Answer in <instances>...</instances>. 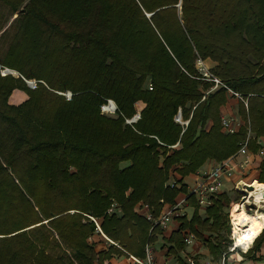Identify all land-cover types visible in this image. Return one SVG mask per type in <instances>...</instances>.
<instances>
[{"label": "trees", "instance_id": "trees-1", "mask_svg": "<svg viewBox=\"0 0 264 264\" xmlns=\"http://www.w3.org/2000/svg\"><path fill=\"white\" fill-rule=\"evenodd\" d=\"M26 2L0 0L18 14L0 64L37 82L30 89L0 75V264L144 258L161 237L181 260L187 233L222 256V241L212 239L229 227L230 199L216 196L203 216L185 179L245 142L254 155L263 147L264 0ZM198 59L217 64L224 86L209 92ZM16 90L28 96L18 106L10 104ZM229 90L241 96L236 133L222 126L221 110L235 98ZM68 91L70 100L59 94ZM107 100L116 115H102ZM138 102L146 106L133 128L125 118ZM179 111L186 126L175 121ZM257 180L264 197V160ZM181 194L193 213L166 238L140 210L156 219ZM95 238L108 249L98 252ZM263 243L264 229L247 252L233 253L259 264Z\"/></svg>", "mask_w": 264, "mask_h": 264}, {"label": "built area", "instance_id": "built-area-1", "mask_svg": "<svg viewBox=\"0 0 264 264\" xmlns=\"http://www.w3.org/2000/svg\"><path fill=\"white\" fill-rule=\"evenodd\" d=\"M197 67H198V72L201 75V79L203 81H208L211 82L214 85L213 89H218L220 86H224L223 82L221 81L220 78L212 74L208 68H206L205 63L202 60H199L197 62ZM3 70L0 71L1 76H8L12 74V71L1 67ZM21 76V75H20ZM22 78L30 88L35 89L37 87V82L36 81H29L25 79L23 76ZM153 88L150 86V90ZM229 92L237 97L238 99H241L240 94L234 93L233 91L229 90ZM65 97L70 100L71 96L66 95ZM247 107V104H245ZM101 112L103 115L111 116V115H116L118 111L117 105L113 101H107V104L103 105L101 108ZM180 115L176 116V122L180 123L182 125H187V122L183 121L182 118V113L179 111ZM141 119V110L137 109L135 115L131 119H126V124L127 125H134L136 124L139 120ZM244 125L243 122L239 120H229L226 118H222V126H223V131L225 133H236L239 131V129ZM258 144L262 145L261 151L257 154L262 157H264V144L263 141H258ZM254 154L249 151L248 148V142H245L241 145L240 150L238 153L231 158L220 162V163H215V165L212 168L206 169V170H199L196 174L195 181L189 186L188 190L189 193L194 195L198 204L201 207H209L212 205L213 199L220 194L226 187L227 182L231 181V179L234 177V174L237 173V171L241 170L246 172L248 168L252 164V160H250V156H253ZM242 158V159H241ZM242 182V181H241ZM239 183V185L241 184ZM238 185V186H239ZM170 186L172 188L178 187V184L176 181H170ZM248 184L243 183L242 184V189L244 190L247 188ZM240 190V192H242ZM243 193V192H242ZM244 197L241 200V205L243 207H249L251 203H247L245 199V194L243 193ZM264 202V199H263ZM184 207H189L187 203V196L185 195L183 199H181L179 202H176L175 205H167L165 206L162 214L158 218H154L151 214V212L148 210L146 214H144V217L147 219L152 224V230L155 227H159L162 229V231H166L171 223L173 221H177L178 217H182L185 214L182 212ZM255 206V205H254ZM259 204L257 205L258 209ZM263 208L260 210H264V203H262ZM113 210H110L112 212ZM102 237L106 240L107 237L102 233ZM195 236L192 233H187L185 236V243L186 245H192L193 242L195 241ZM109 241V240H108ZM114 244L113 242H111ZM241 247L236 248L235 243L234 246L231 247V252H234L236 249H239ZM146 256L144 258H138L135 256L130 255L129 259L132 261L133 264H157L156 262V257H155V252H154V247L152 245H147L146 249ZM226 254L223 256L221 264H226ZM188 264H197L196 260L193 257H189L187 259Z\"/></svg>", "mask_w": 264, "mask_h": 264}, {"label": "rangeland", "instance_id": "rangeland-1", "mask_svg": "<svg viewBox=\"0 0 264 264\" xmlns=\"http://www.w3.org/2000/svg\"><path fill=\"white\" fill-rule=\"evenodd\" d=\"M27 2H29V0H27ZM26 2V3H27ZM18 17V14L16 15H12V11L11 9L8 7V6H5L3 4H0V63H1V60L5 54V52L7 51L8 49V46H9V43H10V40L15 32V29H9V27L11 26V24L14 22V20ZM6 34L1 38V35L3 34L4 31H6ZM199 60H202V59H198L197 62ZM205 65H206V68L209 69V71L214 74L212 72V69L210 66H209V63L208 61L209 60H202ZM197 62H196V69L198 71V67H197ZM1 67H4V68H7L9 69L8 67L4 66V65H1L0 64V71L3 70ZM11 70V69H9ZM13 73H17L16 75L14 74H10L8 76H14L16 78H19L21 77L22 75L16 71H13L11 70ZM1 74V73H0ZM21 75V76H20ZM215 75V74H214ZM1 77H4V76H1ZM29 81H36V80H29ZM207 83H211V82H208ZM27 84V83H26ZM28 86V84H27ZM152 86V85H150ZM29 87V86H28ZM30 88V87H29ZM214 88V85L212 86L211 90L209 92H213L215 91L216 89H213ZM32 89V88H30ZM36 89V88H35ZM149 90H150V87H149ZM60 95L62 96H65L66 95H70L71 98H72V93L71 92H65V93H62L60 92L59 93ZM234 99H238L237 97H235ZM235 100V101H236ZM107 101H112V100H107ZM239 101V99L237 100ZM235 102L236 105L234 106H230L231 109L234 111L233 112V115H237L238 116V103L239 102ZM114 102V101H113ZM115 103V102H114ZM107 104V102H106ZM116 104V103H115ZM105 105V104H104ZM146 106V105H145ZM136 107V106H135ZM138 107V106H137ZM136 107V110L138 109ZM102 108V107H101ZM145 108V107H144ZM140 110V109H139ZM102 111V110H101ZM142 112V110H141ZM102 113V112H101ZM118 113V111H117ZM103 115V114H102ZM107 116V115H106ZM126 119H131V118H125V124H126ZM175 121H176V117H175ZM184 121V120H183ZM186 122V121H184ZM137 124V123H136ZM127 125V124H126ZM135 125V124H134ZM134 125H129L131 127L134 128ZM186 126V125H185ZM262 141V140H261ZM178 145L176 146H173L172 148H176ZM264 159V157H263ZM123 166H125V164H123ZM207 165H204L203 167H206ZM255 167H252V168H249L248 170H246V172L244 173H240L239 176L238 174H234V177L231 179V181L227 182L226 184V187L224 188V190L222 192H220V194L217 195V197L221 194H226L229 199H230V203L229 205L224 209V215L225 217L228 219V226L226 229L223 230L222 234L223 235V238L222 237H217L216 235L213 236V241H216L217 242H220L222 241L223 243V246H224V251H226L224 254H222V256H218V257H214L213 255H211L210 253V250L207 246V244L202 241V240H199L197 238H195V241H194V244L193 245H188L187 247H190L189 251H193V248L194 247H198L200 246V249L205 251V255L203 254H200V255H197V260L199 261H202L203 263L205 264H221L222 262V259H223V256L226 254V264H233L232 261L237 257V253H233L231 252V247L234 246V239L232 237L233 235V231L235 229L237 230H241L243 225L245 224V219L243 216H236L235 215V211H233V209L237 206H239L241 203V200L242 198L244 197L243 193L240 192V190L242 189V184L243 183H246V184H250L253 180H257V175L260 174V168L259 169H254ZM203 170V169H202ZM206 170V169H204ZM256 171V172H255ZM237 175V176H236ZM195 178H196V175H195ZM194 178V179H195ZM188 182L191 181V179H187ZM195 181V180H194ZM238 181V182H237ZM242 181V182H241ZM258 181V180H257ZM241 182V184L239 185V183ZM192 183V182H191ZM193 185V184H192ZM239 185V186H238ZM190 186V185H189ZM256 196V195H255ZM182 197L179 198V200H181ZM183 199V198H182ZM252 206L254 205H250L249 207H246V210L249 212V213H253L255 210L258 211L257 208L253 209ZM236 207V208H237ZM256 207V206H255ZM183 210L182 212L187 215L189 217V219L191 218V215L193 213V210L191 209H188L187 207H184L183 206ZM190 208V207H189ZM236 210V209H235ZM200 211H201V214L203 216H205L204 214V211H205V208L204 207H201L200 208ZM264 212V210H261ZM140 212H144L142 213L141 215H144L145 214V211L144 210H140ZM168 230V229H167ZM206 237L209 236V234H205ZM165 237V236H164ZM102 240V238H99ZM230 240L231 241V244H229L227 241ZM158 247L160 248L161 251H164V252H167L169 254V247L170 245L163 239V237L160 238V243L158 245ZM186 247V248H187ZM168 249V250H167ZM240 251L239 252H245L244 249L242 248H239ZM171 256V255H169ZM168 257V256H167ZM192 257V256H191ZM240 257H242V255L240 254ZM196 260V258H194ZM241 259V258H239ZM197 264H200L199 261H197Z\"/></svg>", "mask_w": 264, "mask_h": 264}, {"label": "crops", "instance_id": "crops-1", "mask_svg": "<svg viewBox=\"0 0 264 264\" xmlns=\"http://www.w3.org/2000/svg\"><path fill=\"white\" fill-rule=\"evenodd\" d=\"M208 63H209V66L211 68H214L217 65L215 62H213L211 60H209ZM229 95L233 96L231 93H229ZM27 99H28V96H27V94L25 92L20 91V90H16L13 93V95L11 96V98H10V104L18 106V105L22 104L23 102H25ZM235 100L236 99H234V98H230L229 99V102L227 103V105L224 106L222 108V110H221V113H222L221 116H222V118H226V119L233 120V121L239 120V121L244 123V121L242 120V118L239 115L238 116L237 115H233L234 111L231 109L230 106L236 105L235 102L238 99L236 101ZM136 107L138 109H140V110H143L144 107H145V104L143 102H138L136 104ZM210 125H211V123L209 124L208 128L210 127ZM249 158H250V160H252V164H251V166L249 168L255 167L254 169H259L261 163L264 160L263 157L260 156V155H253V156H250ZM215 163H216L215 161H208L205 164L207 166L206 167H202L200 170L212 168L215 165ZM240 173H244V171H241V170L237 171L238 176H239ZM258 176H259V174L256 177L258 178ZM188 178L191 179L190 182L187 181ZM194 178H195V176L187 177L185 179V183H187L188 185H191L194 182V180H195ZM251 183H257V185H258L259 182L257 180H253ZM262 186H264V185H262ZM184 196L185 195H183V194L179 195V197L177 198L176 202H179L180 201L179 198L180 197L184 198ZM188 209L193 210L192 208H189V207H188ZM141 210H144L145 214L148 211V209L146 207H143ZM142 213H144V212H140V214H142ZM178 228H179L178 221H173V223H171V225L168 228V230L164 231V236L166 238H168L174 231H177ZM94 242H96V250L98 252L106 251L108 249V245L103 240H101L99 238H95ZM159 243H160V240L153 246L157 264H188L187 263V259L189 257L192 256L193 258H196V260H197V257H198L197 255H200V254L205 255L206 254L205 251L200 249V246H199V248L198 247H194L192 252L189 251L190 247H187L186 250L183 253L180 254L181 260H179L175 256H173L171 254H168L167 252L161 251L160 248L158 247ZM193 244H194V242H193ZM245 252H247V251H245ZM169 255H171V256H169ZM259 255H261V256L264 255V243L262 245L261 252L259 253ZM239 258H241V259H239ZM197 261H199V260H197ZM199 263L200 264H205L202 261H199ZM232 263L233 264H255L253 261H251V260H249L247 258L240 257L239 253H237V257L232 261ZM106 264H133V263H132V261L129 258H127L125 256H114L112 258V260H110ZM259 264H264V261L259 263Z\"/></svg>", "mask_w": 264, "mask_h": 264}, {"label": "bare ground", "instance_id": "bare-ground-1", "mask_svg": "<svg viewBox=\"0 0 264 264\" xmlns=\"http://www.w3.org/2000/svg\"><path fill=\"white\" fill-rule=\"evenodd\" d=\"M248 186L252 187L251 190L249 188H245L241 191L245 194L247 203H251L250 205H255L256 208L259 204L258 211L255 210L253 213H249L246 208L240 204L235 210V215L243 216L245 219V224L242 230L235 229L232 235L235 242V247H241L244 249V251H248L250 249L255 239L264 229V212L260 210L263 208L262 203H264V197L255 196L257 194L258 188L257 183H250Z\"/></svg>", "mask_w": 264, "mask_h": 264}, {"label": "water", "instance_id": "water-1", "mask_svg": "<svg viewBox=\"0 0 264 264\" xmlns=\"http://www.w3.org/2000/svg\"><path fill=\"white\" fill-rule=\"evenodd\" d=\"M178 115H180V114H178ZM187 124H188V122H187ZM247 188H249L251 190L252 187L247 186ZM252 208L255 209L256 207L252 206Z\"/></svg>", "mask_w": 264, "mask_h": 264}]
</instances>
